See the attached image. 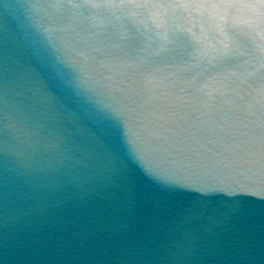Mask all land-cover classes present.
I'll list each match as a JSON object with an SVG mask.
<instances>
[{
    "label": "water",
    "instance_id": "95a60500",
    "mask_svg": "<svg viewBox=\"0 0 264 264\" xmlns=\"http://www.w3.org/2000/svg\"><path fill=\"white\" fill-rule=\"evenodd\" d=\"M0 264H264V0H0Z\"/></svg>",
    "mask_w": 264,
    "mask_h": 264
}]
</instances>
